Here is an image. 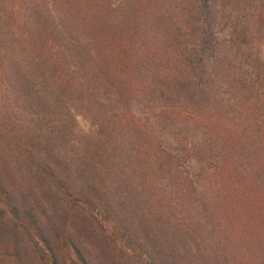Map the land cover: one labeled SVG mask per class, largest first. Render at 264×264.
Masks as SVG:
<instances>
[{"label":"rangeland","instance_id":"rangeland-1","mask_svg":"<svg viewBox=\"0 0 264 264\" xmlns=\"http://www.w3.org/2000/svg\"><path fill=\"white\" fill-rule=\"evenodd\" d=\"M142 1L149 4L145 14L147 30L149 28L147 44L153 53L159 52L156 57L166 56L169 65L174 53L182 52L183 57L177 62L185 66L183 59L195 39L188 25L183 23L182 10L194 8L196 0ZM152 1L157 6H152ZM210 3L220 38L225 39L220 40L225 48L218 57L225 61L226 67L222 77L211 76L205 88L209 97L201 107L186 109L173 96L172 102L144 96L122 104L120 94L113 88L120 73L113 71L111 74V70L103 67L105 54L98 60L95 56L90 60L89 41L67 46L76 55L68 57L67 61L78 65L85 98L44 99L34 92L37 89L42 92V76L38 77V86L34 88L21 81L10 80L9 83L7 68L0 65V75L6 77V81L0 82V171L17 197L24 198L31 207L18 209L27 210L39 229L35 230L46 237L54 250L60 249L56 264H82L77 251L88 264H149L159 257L162 264H244L247 259L248 264H264V244L258 248L252 242L254 238L264 240L257 236L256 225L249 223L236 229L218 226L208 219L206 208H189L186 197L183 198L185 208H177L179 190L191 193V182L197 180L191 175L194 171L186 168L181 148L193 146L200 161L210 162L212 150H216L213 140L216 129L209 122L223 118L234 128L241 129L242 122L248 126L242 112L244 106L236 105L245 101L246 94L239 99L235 87L250 73L247 65L242 64L249 52L262 50L264 53L263 45L259 49L252 42L245 45L241 33L245 27L243 16L251 21L255 16L253 9L262 11L264 0H211ZM96 4L98 10L109 11L115 20L127 21V0H0V22L5 24L25 18L29 33L42 32L43 36L52 38L75 36L81 21L92 15ZM69 6L75 10L69 11ZM72 18L77 21L73 27ZM119 30L117 25L112 32L127 34ZM13 31L15 35L19 32L16 28ZM239 41L243 44L238 49ZM11 42L10 31L0 34V62L10 57ZM101 73L109 74V79H104L107 75ZM150 87L154 90V85ZM229 92H234L231 99L236 103L231 106L226 104ZM209 100L213 102L209 104ZM169 104L168 109L161 112L159 106ZM83 106H88L93 115L84 112ZM177 111L186 113L180 115ZM132 112L140 114L156 136L147 138L142 131L129 129L127 116ZM256 115L264 117V95L257 104ZM185 118L192 122L189 129L175 125ZM177 138L179 141H174ZM168 154L181 157L171 159L170 163ZM79 157L92 158L79 183H86V178H90L111 208H90L80 201L73 202L78 196L73 198L59 190L49 168L44 170L48 158L50 163L56 164L55 175L60 181L66 176L75 179L74 172L68 174L64 165L71 158L77 160ZM228 157L243 165L240 155L231 153ZM93 164L96 165L94 174L90 173ZM257 182L264 188V173L257 177ZM201 190L198 186L197 192ZM165 193L169 203L161 199ZM148 200L153 203L146 208ZM203 213L209 222L202 226L198 220ZM180 215L186 216L188 231L184 237L177 234ZM104 218L110 222L106 223ZM105 225L107 228L103 227ZM114 225L119 229L133 228L141 242V250H127V244L112 234ZM35 230H30V234ZM239 234L252 240H241ZM144 242L147 247L156 248L154 255L150 251L141 257V253H145ZM0 264L49 263L39 257L27 233L0 220Z\"/></svg>","mask_w":264,"mask_h":264},{"label":"trees","instance_id":"trees-1","mask_svg":"<svg viewBox=\"0 0 264 264\" xmlns=\"http://www.w3.org/2000/svg\"><path fill=\"white\" fill-rule=\"evenodd\" d=\"M210 1L196 0L194 8L182 10L184 14L183 23L188 25L187 28L190 29V34L195 39L193 47L188 49L186 57L183 59L185 66L180 65L181 61L177 62L183 57L182 52L174 53L171 58V65H169L166 56L156 57L159 52L153 53L147 44L149 28L147 30L145 14L149 4L142 0H127V21L122 18L115 20L110 16L109 11L104 13L102 10H98L99 6L96 4L92 15L81 21L82 24L78 26L79 29L75 36H55L52 38L43 36L42 32L29 33L26 31L25 18H16L5 24L0 22V34L10 31L12 37L10 57L6 61L1 60L0 65L4 69L7 68L5 73L9 83L10 80L15 83L21 81L32 84L34 88L38 86V77L42 76L44 78L42 92L40 93L38 89L34 92L43 95L44 99L85 98L83 77L77 70L78 65L67 61L68 57L73 58L76 55L69 51L67 46L89 41L91 42L88 47L90 60L93 56L97 57L98 60V57L102 58V55L105 54L106 56L102 60L103 67L111 70V74L113 71L120 73V78H117L118 82L113 84V88L117 89L120 94L122 104L144 96H150V100H162L163 102L169 100L172 102L173 96L186 109L201 107V104L209 97L205 88H207L211 76L222 77L226 67L225 61L218 57L222 49L225 48L220 40L225 41V39L220 38L221 32L215 24L214 9ZM150 3L152 6L156 5L155 1ZM86 5L87 3L84 4V7ZM68 9L69 11L75 10L72 6H69ZM253 11L255 16L252 17L251 21L243 16L245 27L242 28L241 33L246 40L243 42L245 45L247 42H252L259 49L260 45L264 47V5L262 4V11L257 9H253ZM75 19L72 18V27L73 23H77ZM117 25L120 27L119 31H124L127 34L121 35L112 32ZM13 28L19 31L16 35ZM242 44L241 41L238 42V49ZM76 51L78 49H75ZM66 52H71V54ZM65 54L69 56H65ZM77 57L80 58L81 55H77ZM242 64L247 65L250 73L246 74L240 86L235 87V91L236 97L239 99L242 98L243 94H246L245 101L236 104L231 99L232 96L234 97V92H229L226 104L244 106L242 112L246 115L248 126L242 122L241 129L234 128L228 119L223 118L209 122L216 129L213 137L216 150H212V156L209 157L210 162L200 161L193 146L181 148V152L186 157V168L194 171V173L191 172V175L197 180L191 182V193L184 192L182 189L179 190L177 208H185L183 198L186 197L185 203L189 208H206L208 219L214 221L216 225L233 226L236 229L251 223L257 227V236L263 239L264 188L258 184L257 177L264 173V117L257 116L256 109L260 97L264 95V53L262 50L252 53L251 50ZM102 75L106 76L107 74ZM108 76L109 74L104 79H109ZM4 80L6 81V77L0 75V82ZM150 85H154V90ZM188 87L189 89H187ZM113 88L111 87V89ZM211 102L213 101L211 100L209 104ZM122 104L121 106H123ZM169 106L170 104L160 105L159 108L163 112ZM83 107L85 108L84 112L88 111L87 113H89L91 111L88 106ZM182 113L186 112L182 111L180 115H183ZM90 114L93 115L92 112ZM140 116V114L133 112L128 114L127 125L131 126L129 129L140 130L147 138H152L154 134L151 125L149 126V123L143 121ZM191 123L185 118L175 125L189 129L192 126ZM174 141L179 140L177 138ZM231 153L240 155L243 165L232 162L228 157ZM178 157L181 156L178 154L169 155L167 161L172 163L171 159L177 160ZM91 161V157H79L77 160L71 158L70 161H66L65 171L68 174L73 171L75 179L66 176L63 181H60L55 175L56 164L50 163L48 158L44 170L48 171L49 168L51 178L59 190L73 198L74 195L78 196L77 199H73V202L80 201L90 208H111V204L104 198L99 188L90 182V178H86V183H79L81 182V175L86 173ZM95 170L96 165L93 164L90 173L94 174ZM179 173L181 176V172ZM4 175L0 171V220L12 228H20L24 233H27L39 257L44 259L46 263L56 264L60 257V249L54 250L46 237L44 238L42 234L36 231L39 229L27 210L20 211L18 209L31 207L28 206L24 198L19 199L17 197L16 192L8 184ZM198 186L202 189L200 193L197 192ZM167 198L166 193L161 197L166 202ZM152 203L151 200H148L145 207H151ZM105 212H108V209ZM104 219L106 223L107 221L110 222V219ZM198 221L200 222L199 225L202 226L209 222L205 213ZM186 226V216L180 215L176 226L179 230H177L179 236L184 237L183 234L188 231ZM103 227L107 228L106 225ZM112 229V234L120 238L124 245L127 244L129 247L127 250L132 252L141 250V242L137 239V234L133 228L127 226L124 229H119L114 225ZM30 230H35L34 234H30ZM238 236L244 241L252 240L251 237L240 234ZM153 239H157V237H153ZM252 242L258 248L264 244V240L260 241L255 238ZM143 247L145 253H141V257L150 251H152V255L156 253V248L153 245L147 247L144 242ZM254 250L258 249L252 251ZM76 254L82 264H88L81 258L78 251ZM71 264L73 263L71 262ZM149 264H162V261L159 257L155 262ZM244 264H248V259L244 261Z\"/></svg>","mask_w":264,"mask_h":264}]
</instances>
